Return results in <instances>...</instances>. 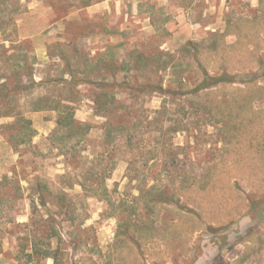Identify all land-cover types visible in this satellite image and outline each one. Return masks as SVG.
<instances>
[{"label": "rangeland", "instance_id": "rangeland-1", "mask_svg": "<svg viewBox=\"0 0 264 264\" xmlns=\"http://www.w3.org/2000/svg\"><path fill=\"white\" fill-rule=\"evenodd\" d=\"M2 2L0 88L12 91L0 95V116H9L0 118V264H53L47 256L57 249L63 264H108L118 225L126 223L155 230L142 264H264V194L246 178L247 168L264 177V160L260 165L244 156L236 171L217 166L218 188L203 204L207 218L200 225H214L227 207L235 221L216 234L202 228L187 233L183 250L175 248L169 225L182 226L207 200L190 190L186 196L183 187L222 160L219 126L185 99L81 84L108 81L89 67L99 59L129 71L141 58L144 79L174 89L175 79L196 77L185 66L183 46L224 35L238 20L251 23L241 41L226 36L234 46L230 61L240 67L254 54L264 64V44L253 45L258 33L264 40L260 0H93L84 9L77 0ZM246 67L248 78L264 88V66ZM100 94L108 101L103 112L94 102ZM68 99L75 119L89 126L78 144L57 130L51 110ZM249 113L264 119V97ZM147 193L180 195L184 210L145 209Z\"/></svg>", "mask_w": 264, "mask_h": 264}, {"label": "trees", "instance_id": "trees-1", "mask_svg": "<svg viewBox=\"0 0 264 264\" xmlns=\"http://www.w3.org/2000/svg\"><path fill=\"white\" fill-rule=\"evenodd\" d=\"M93 0H77L79 9H84L91 6ZM5 4L0 0V6ZM261 13L264 15V1L260 0ZM264 20V17L258 18ZM65 17H63V21ZM251 23L248 20H238L232 25L230 32L226 34L211 36V40L203 44H195L188 41L182 48V58H187V69H191L194 72V79L190 80L184 76L175 79L173 83L176 87L173 89L170 85L164 88L162 83H149L143 78L138 63L141 58H137L136 67H132V70H127L121 67L115 61L101 60V64L93 63L89 64L90 68H96L100 72H104L108 76L106 83L89 82L81 83L90 85L92 88L98 90L116 89L121 90L123 88L130 91L142 92L149 90L151 93L162 94V96H174L176 98L185 99L189 103H195L198 110H202L206 113V117L213 120L215 125L219 126V132L222 142L226 145L223 151L222 160L220 163L212 164L207 168L206 174L198 180H191V184L184 186L186 188V196L196 194V197L204 196L207 200H203L200 203V211L198 213L188 212V217H185L184 224L181 226L178 223H172L168 229L174 231L173 245L175 248H183L184 238L186 234L190 236L195 234L198 229H201L200 222L207 218V214L204 211L203 204H209L211 200L210 192H216L218 188L219 179L217 176V166H224L226 170L236 171L237 165L242 163V158L245 156L253 163H260L263 165L264 160V119L257 121V114L253 115V103L255 100L264 97V88L258 87V81L255 78H248L247 67L254 64L262 65L261 58L258 55L251 54L252 60L246 64H240V67L230 61L229 49L234 46L227 45L225 38L228 35H235L238 41L245 36L247 32H244L245 24ZM264 28V27H263ZM233 29V30H232ZM253 45L256 47L264 44V40L260 39L261 35L258 33L253 36ZM252 43V42H250ZM60 49V48H57ZM60 58L64 60L62 54ZM176 67V65H175ZM160 69L157 67L156 69ZM168 68V67H167ZM173 68V67H172ZM249 68V67H248ZM71 67L68 63L65 64V70L67 74L74 78V73L70 71ZM130 71L132 73L130 74ZM236 73V74H235ZM240 74L242 77L241 78ZM135 76H138V82L134 81ZM71 81H69V84ZM43 82L35 83L32 85H42ZM80 84V85H81ZM0 88V95L3 98L8 97L12 91L2 85ZM257 86V87H256ZM255 87V89L253 88ZM23 89V88H22ZM19 87L16 91L22 90ZM253 90V91H252ZM94 102L97 104L98 111H104L107 105V99L104 95L100 94L96 96ZM106 99V100H105ZM73 101L70 99L59 101L54 103L51 108L56 112V127L58 131H62L68 140L72 139V142L78 144L84 141L86 130L89 126L78 122L75 119L74 108L71 106ZM40 104H38L39 106ZM193 105V104H192ZM193 105V106H194ZM45 108V107H44ZM42 110L37 108L35 111ZM243 112L247 115L242 116ZM9 117L8 115H1L0 118ZM18 118H21L18 115ZM27 124L30 122L27 121ZM110 132L107 130L105 136L109 137ZM224 169V170H225ZM246 178L252 182L251 186L255 192L264 194V177L257 176L254 170V175H251V169L247 168ZM225 170V171H226ZM236 185H233L235 191ZM187 190L191 192L189 194ZM185 194V193H184ZM180 195L173 194L168 197L164 193H160L155 197L147 195L144 197V208H152L158 205H167L178 210H184L181 203L178 200ZM264 199V198H263ZM188 201V199H187ZM193 204V203H192ZM253 205H256L253 203ZM202 208V209H201ZM245 210L248 211V209ZM230 207L225 208V212L220 219L215 220L214 225H208L206 228H202L205 232L216 234L219 231L226 230L236 219V216L230 215ZM53 236H57L61 241L62 237L58 233V230L54 227H50ZM155 230L153 227L138 226L136 223L119 224L114 237V243L110 249V259L108 264H142L144 260L145 250H147V243L151 242L155 238ZM187 234V235H188ZM207 234V233H206ZM188 235V236H189ZM183 250V249H181ZM62 253L59 254L58 249L51 251L48 258L53 260V264H63ZM154 264H158V261H154Z\"/></svg>", "mask_w": 264, "mask_h": 264}]
</instances>
